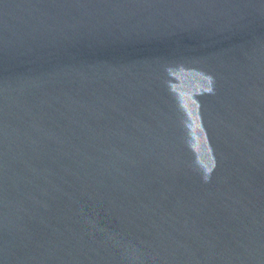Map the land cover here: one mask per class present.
Returning <instances> with one entry per match:
<instances>
[{"label": "water", "instance_id": "obj_1", "mask_svg": "<svg viewBox=\"0 0 264 264\" xmlns=\"http://www.w3.org/2000/svg\"><path fill=\"white\" fill-rule=\"evenodd\" d=\"M0 264H264V0H0Z\"/></svg>", "mask_w": 264, "mask_h": 264}]
</instances>
